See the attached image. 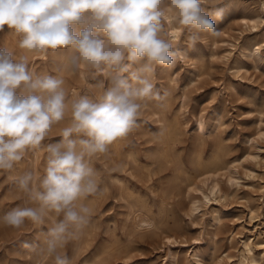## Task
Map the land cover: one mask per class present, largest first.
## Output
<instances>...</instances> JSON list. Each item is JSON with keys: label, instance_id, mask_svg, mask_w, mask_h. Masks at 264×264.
Wrapping results in <instances>:
<instances>
[{"label": "rangeland", "instance_id": "1", "mask_svg": "<svg viewBox=\"0 0 264 264\" xmlns=\"http://www.w3.org/2000/svg\"><path fill=\"white\" fill-rule=\"evenodd\" d=\"M263 1L226 0L222 6L227 11L215 24L219 34H203L194 47L188 44L186 30L179 27L176 34L169 25L168 38L182 56L173 67L155 71L156 87L167 96L161 102H143L137 127L120 138L123 157L136 154L141 164L151 165L152 174L141 172L132 163L122 170L112 145L92 158L99 188L88 201L94 199L96 204L83 233L80 230L62 250L72 264H164L168 243L163 238L167 235L183 243L174 246L180 253L179 264H241L248 254L245 242L255 259L264 256V20H244L256 14L264 17ZM6 28L0 32V48L12 51L18 59L23 54L18 47L9 48ZM257 43L260 51L250 52ZM68 55L66 49L49 50L46 58L36 60V75H62L69 101L83 94L95 99L107 78L93 70L78 69L73 74L64 69L65 57L61 56ZM162 111L178 126L177 147L183 166L160 165L154 160L163 130ZM63 126L55 125L48 139L28 149L13 170H0V217L18 205L26 206L27 194L15 181L26 172L34 174V182L43 177L46 146L53 137L59 139ZM215 153L223 159L254 156L238 162L233 184L223 176L216 199L211 195L213 199L192 214L190 200L200 194L191 190L187 176L201 178L197 155L208 160ZM118 178L152 208L157 228L135 225L133 204ZM166 193L171 198L167 210L160 212ZM50 223L46 221L47 226ZM45 230L30 221L19 229L0 222V264H35L42 257L40 234ZM194 249L201 255L199 260L186 254ZM42 264L51 262L45 258Z\"/></svg>", "mask_w": 264, "mask_h": 264}, {"label": "clouds", "instance_id": "2", "mask_svg": "<svg viewBox=\"0 0 264 264\" xmlns=\"http://www.w3.org/2000/svg\"><path fill=\"white\" fill-rule=\"evenodd\" d=\"M226 0H0V32L19 37L25 53L68 50L67 65L107 78L95 99H68L65 80L36 75L29 57L13 58L0 48V170L11 171L30 148L39 147L55 125L59 139L46 146L42 178L26 172L15 181L27 194L26 206L0 217L19 229L30 221L44 226L39 253L51 264H72L62 251L87 226V203L99 188L92 158L137 127L143 102H161L157 67L171 68L182 52L168 38L169 25L187 32L194 47L203 34L218 35ZM134 65L135 67L134 69ZM30 205V206H27ZM50 221V226L46 225ZM251 264H264V256Z\"/></svg>", "mask_w": 264, "mask_h": 264}, {"label": "bare ground", "instance_id": "3", "mask_svg": "<svg viewBox=\"0 0 264 264\" xmlns=\"http://www.w3.org/2000/svg\"><path fill=\"white\" fill-rule=\"evenodd\" d=\"M244 20L245 23H249L250 21L254 23H258L259 21L264 20V17L260 14H256L252 17H248V18L244 17ZM172 29L174 33L178 34L179 26L172 25ZM19 39H20L19 37L9 32V30L6 28L5 40L8 43L9 48L18 47ZM233 46L236 47V44H233ZM260 49H261V44L257 43L256 45L251 46L250 52L256 53L259 52ZM19 50L23 55H27L30 58L29 66L34 71L36 70V63H37L36 60L40 57H45V58L47 57V53L46 54L25 53L23 52V50L21 49ZM61 57H65L64 69H67L68 68L67 57L66 56H61ZM59 77L63 78L62 75H59ZM64 87L65 90L68 91V86L64 85ZM162 119H163V124H162L163 130L159 137V146L157 148L156 153L154 154V160L160 165L166 163H172L174 165L183 166L182 157L177 147L178 126L174 121L170 120L167 117L164 111H162ZM200 125L202 127L203 122H201ZM122 144L123 143L121 139L116 140L112 144L113 151L116 154L117 158L119 159V165L122 167L121 169L126 171L127 168L130 167L129 165L132 163L135 165V167L140 168L141 172L148 173L149 175H151L152 174L151 165L141 164L136 154L130 153L127 156L123 157ZM253 156L254 155L248 154L246 156V159H248V157H253ZM241 159H242L241 157H235L233 159H223L221 155L215 153L207 160L205 159L203 154L197 155L195 161L198 168L201 170L200 175H202V177L197 178V176L194 175L187 176L190 182L191 190L196 191L200 194V195H194L190 200L189 208L192 214L196 213V211H198L202 206H206L208 201H211L213 198L216 199L217 194L221 192V180L223 176H226L227 181L232 184L237 180L236 175L238 174V166H239L238 162L246 160V159L244 160ZM131 175H134V173L131 172ZM118 182L120 187L123 188V190L124 189L127 190L126 193L128 199L133 204L135 225L139 229L157 228L159 222L152 208L149 207L146 201L143 200L140 195L136 194V192L133 191V189H131L129 186L127 187L121 179L118 178ZM105 187L108 190V187L107 186ZM211 195H213L214 197L211 198ZM170 198L171 195L166 193L162 199L163 204L162 207L160 208V212L167 210ZM87 203H89V206L93 210L96 201L94 199H90L89 201H87ZM217 220L220 221V219ZM85 227L82 229V233L85 230ZM163 239L165 243H168L167 256L165 258L164 264H168V262L169 264L171 263L179 264L180 253L178 250H174V246H182L183 243L180 242L173 235H167ZM244 246H246L248 254L243 255L244 258L241 260V264H245L247 260L252 261L253 259H255L254 256L252 255V247L250 246L249 242H245ZM192 252L189 253V250H187L186 254L189 255V257H193L199 260L201 255L198 253L197 249H194ZM44 259L45 257L42 256L39 260L36 261L35 264H42Z\"/></svg>", "mask_w": 264, "mask_h": 264}]
</instances>
